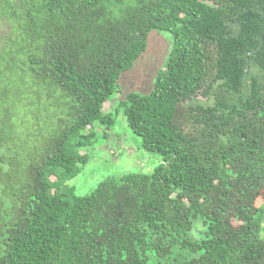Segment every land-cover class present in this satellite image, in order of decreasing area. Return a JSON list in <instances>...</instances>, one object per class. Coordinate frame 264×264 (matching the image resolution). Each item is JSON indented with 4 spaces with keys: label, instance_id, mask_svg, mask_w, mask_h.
Here are the masks:
<instances>
[{
    "label": "trees",
    "instance_id": "1",
    "mask_svg": "<svg viewBox=\"0 0 264 264\" xmlns=\"http://www.w3.org/2000/svg\"><path fill=\"white\" fill-rule=\"evenodd\" d=\"M0 25V264H264V0H0ZM155 29L166 68L106 112ZM121 111L163 162L77 194Z\"/></svg>",
    "mask_w": 264,
    "mask_h": 264
},
{
    "label": "rangeland",
    "instance_id": "2",
    "mask_svg": "<svg viewBox=\"0 0 264 264\" xmlns=\"http://www.w3.org/2000/svg\"><path fill=\"white\" fill-rule=\"evenodd\" d=\"M7 30V25H0V33L4 34ZM172 48L173 39L170 32L151 30L147 50L130 70L121 74L119 89L111 96L105 111H115L116 105L126 99L130 92L149 93L158 74L166 68ZM196 99L205 103H211L212 100L202 93ZM186 126L193 131L196 129L190 121ZM97 130L93 145L83 150L89 154V161L76 177L67 182L75 187L79 195L91 193L108 177H117L128 172L151 173L163 162L161 155L143 148L142 138L128 126L123 111L117 115L115 125L107 130V137L103 134L104 127Z\"/></svg>",
    "mask_w": 264,
    "mask_h": 264
}]
</instances>
